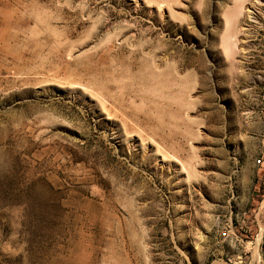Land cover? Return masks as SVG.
I'll list each match as a JSON object with an SVG mask.
<instances>
[{"label":"rangeland","instance_id":"374dc122","mask_svg":"<svg viewBox=\"0 0 264 264\" xmlns=\"http://www.w3.org/2000/svg\"><path fill=\"white\" fill-rule=\"evenodd\" d=\"M0 264H264V0H0Z\"/></svg>","mask_w":264,"mask_h":264},{"label":"bare ground","instance_id":"6f19581e","mask_svg":"<svg viewBox=\"0 0 264 264\" xmlns=\"http://www.w3.org/2000/svg\"><path fill=\"white\" fill-rule=\"evenodd\" d=\"M151 1H152V0H151ZM153 1H154V0H153ZM157 1H158V0H157ZM153 3H154V2H153ZM241 3H242V2H241ZM155 4H156V3H155ZM96 5H97V4H96ZM242 7H243V6H242ZM239 9H241V7H240ZM74 13H75V12H74ZM241 14H242V13H241ZM109 15H110V14H109ZM74 16H77V15H74ZM114 17H115V16H114ZM163 30H164V29H163ZM152 32H153V31H152ZM37 46H39V45H37ZM37 46H36V47H37ZM36 47H35V48H36ZM107 47H109V46H107ZM38 48H40V47H38ZM109 49H110V48H109ZM58 50H59V49H58ZM111 50H112V48H111ZM57 52H58V51H57ZM62 52H63V51H62ZM106 52H108V51H106ZM106 52H105V53H106ZM32 54H33V52H32ZM35 54H36V53H35ZM58 54H59V53H58ZM29 56H30V55H29ZM57 57H58V56H57ZM62 58H63V57H62ZM58 59H59V58H58ZM58 59H57V60H58ZM149 65H150V64H149ZM85 67H86V66H85ZM85 67H84V68H85ZM96 68H97V67H96ZM76 69H77V68H76ZM87 69H88V68H87ZM98 69H99V68H98ZM100 69H101V68H100ZM100 69H99L98 71H100ZM80 70H81V69H80ZM152 70H153V69H152ZM66 71H67V70H66ZM92 72H93V71H92ZM92 72H91V73H92ZM146 72H148V71H146ZM98 73H99V72H98ZM92 74H93V73H92ZM100 74H101V73H100ZM148 74H149V73H148ZM85 75H87V74H85ZM85 75H84V77H86ZM151 75H152V74H151ZM151 75H149V77H151ZM81 76H82V75H81ZM89 76H90V75H89ZM82 77H83V76H82ZM92 77H94V76H92ZM92 77H91V78H92ZM95 77H96V76H95ZM151 78H152V77H151ZM88 81L90 82L91 80H88ZM103 91H105V88H104ZM106 94H107V93H106ZM106 96H107V95H106ZM105 109H106V108H105ZM124 127L126 128V125H125ZM126 129H127V131H129V128H126ZM123 130H124V129H123ZM123 132H124V131H123ZM126 133H127V132H126Z\"/></svg>","mask_w":264,"mask_h":264}]
</instances>
